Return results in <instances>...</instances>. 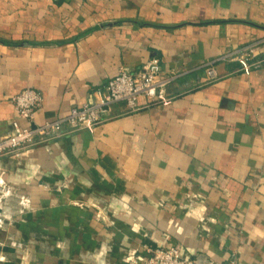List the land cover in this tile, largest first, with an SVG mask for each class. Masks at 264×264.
Returning <instances> with one entry per match:
<instances>
[{"label": "crops", "instance_id": "0c3cea01", "mask_svg": "<svg viewBox=\"0 0 264 264\" xmlns=\"http://www.w3.org/2000/svg\"><path fill=\"white\" fill-rule=\"evenodd\" d=\"M152 58L170 105L0 156V264H264V0H0V139L24 90L55 122Z\"/></svg>", "mask_w": 264, "mask_h": 264}, {"label": "built area", "instance_id": "2783aa9c", "mask_svg": "<svg viewBox=\"0 0 264 264\" xmlns=\"http://www.w3.org/2000/svg\"><path fill=\"white\" fill-rule=\"evenodd\" d=\"M250 55L244 53L239 64L244 74L249 75L252 64ZM210 80L216 79L213 69L208 70ZM172 78L161 69L158 58H152L137 72L122 69L118 76L111 79L103 90L98 92L94 104L73 108L69 115L55 122L36 124V113L43 106V96L27 89L13 98L16 118L11 122V132L0 139V156L21 155L41 144L52 142L66 135L85 131L93 134L108 121L114 104H125L129 113H135L152 106H168L172 100L166 94ZM21 122L28 124L22 127ZM9 195L7 187L0 181V202ZM142 264H193L184 260L178 248H153L145 245Z\"/></svg>", "mask_w": 264, "mask_h": 264}]
</instances>
